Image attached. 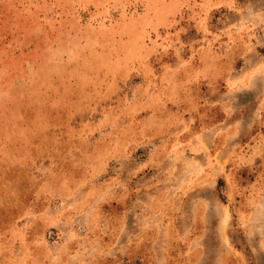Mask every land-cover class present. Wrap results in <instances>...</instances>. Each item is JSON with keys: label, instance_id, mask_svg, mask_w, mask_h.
<instances>
[{"label": "rangeland", "instance_id": "obj_1", "mask_svg": "<svg viewBox=\"0 0 264 264\" xmlns=\"http://www.w3.org/2000/svg\"><path fill=\"white\" fill-rule=\"evenodd\" d=\"M0 264H264V0H0Z\"/></svg>", "mask_w": 264, "mask_h": 264}]
</instances>
